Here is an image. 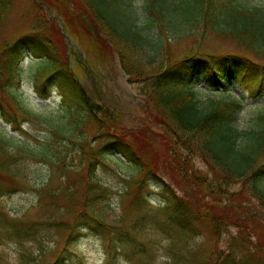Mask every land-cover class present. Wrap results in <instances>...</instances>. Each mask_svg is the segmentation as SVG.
Wrapping results in <instances>:
<instances>
[{"label": "rangeland", "instance_id": "obj_1", "mask_svg": "<svg viewBox=\"0 0 264 264\" xmlns=\"http://www.w3.org/2000/svg\"><path fill=\"white\" fill-rule=\"evenodd\" d=\"M230 1L233 8L264 9V0ZM9 2L6 13L0 14V264H264V250L254 251L247 240L264 236V209L250 196L245 180L224 178L197 150L187 157L190 177L184 184L177 183L169 169L152 167L154 174L149 175L114 151L98 153V126L87 118L79 128L71 125L72 104L58 86L59 74L44 90L37 87L47 57L23 45L18 73L1 57L17 39L42 33L59 60L53 73L68 62L74 81L89 103L98 106L94 110L105 124L117 135L133 134L134 146L151 156L164 146L166 135L159 124L163 118L143 94L151 91L140 73L160 72L187 56L229 55L264 66V51L201 25L177 40L165 35L162 56L151 62L129 53L122 59L102 34L110 55L98 62L69 36L56 10L38 2L44 15L35 9V0ZM129 2L142 24L145 0ZM48 20L66 33L64 42ZM220 84L213 72L202 71L191 88L194 102L205 109L238 96L244 107L233 128L242 134L256 127L264 113V92L240 79L226 92ZM55 121L63 122L71 135L52 130L49 124ZM155 156L158 166L164 160ZM167 187L178 200L188 202L191 196L199 206L188 229L169 223L162 195Z\"/></svg>", "mask_w": 264, "mask_h": 264}, {"label": "trees", "instance_id": "obj_2", "mask_svg": "<svg viewBox=\"0 0 264 264\" xmlns=\"http://www.w3.org/2000/svg\"><path fill=\"white\" fill-rule=\"evenodd\" d=\"M38 1L56 10L68 25L66 27L68 32L80 39L82 48L102 62L110 55L102 34L122 59L129 53L140 55L146 62H151L162 56L165 35L177 40L191 34L201 25L232 34L246 40L255 50L264 51V9L233 8L230 0H145L143 12L145 18L140 25L129 0ZM9 3V0H0L1 15L6 13ZM35 9L44 14V10L38 4H35ZM48 21L60 34L56 25L51 20ZM23 45L34 47L41 52L40 55L49 59V64L41 70L43 72L38 80L43 75L44 77L37 87L44 90L54 75L59 74L58 86L65 91L67 89V93L64 91L62 95L67 96L65 98L72 104L68 109L71 125L75 124V128H79L87 118L89 122L98 126L99 132L96 137L102 142L101 147H97L98 153L114 151L130 163L141 167L149 175L154 174L152 167L163 171L169 169L177 176V183L184 184L190 177L187 157L197 150L224 178L234 181L245 180L250 196L257 199L264 209V113L256 127L240 134L233 128L237 114L243 108V102L239 98L219 99L212 102L208 108L201 109L194 102L191 89L194 80L205 70L217 76L222 91H227L229 82L240 79L257 92H264V66L249 59L229 55L187 56L165 65L160 72L154 71L145 75L140 73L141 77H144L142 82H145L151 91L148 96L144 92V96L150 102L153 101L154 104L151 103L163 118L159 124L162 133L166 135L165 143L163 147L157 149L155 155L164 161L157 166L154 162L156 158L154 151L151 156L141 153L134 146V142L132 143L133 134L117 135L111 125L105 124V120L92 110V106L71 79L65 66L59 73H53L59 60L55 54H51L42 33L38 31L34 34L29 33L4 49L1 57L5 59V66L12 73H18ZM17 103L25 114L30 115L19 100ZM93 107L98 108L96 105ZM49 125L58 134L71 135L63 122L55 121ZM139 134L141 137L145 136ZM181 138L188 139L181 142ZM8 140L11 141L13 138L8 137ZM0 143H4L3 140L0 139ZM165 148L169 149L166 151ZM176 176L173 177L174 183ZM162 195L166 207L169 208L171 226L181 230L188 229V226L197 219L199 206L192 203L191 196L187 198L188 202L178 200L177 196L169 194L168 187L162 190ZM195 199L199 203L196 196ZM252 217L250 216V221H254ZM251 237H254V242L251 239L247 240L251 242L249 245L253 248V244L255 245L253 250L263 251L264 236ZM242 242L245 243L244 240ZM220 263L223 264V261L212 260L209 264Z\"/></svg>", "mask_w": 264, "mask_h": 264}]
</instances>
